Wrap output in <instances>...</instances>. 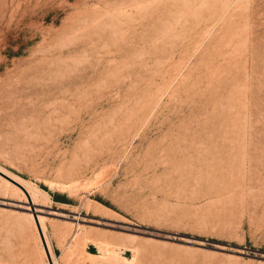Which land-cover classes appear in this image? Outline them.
I'll use <instances>...</instances> for the list:
<instances>
[{
	"label": "rangeland",
	"instance_id": "1",
	"mask_svg": "<svg viewBox=\"0 0 264 264\" xmlns=\"http://www.w3.org/2000/svg\"><path fill=\"white\" fill-rule=\"evenodd\" d=\"M0 170V264H264V0H0Z\"/></svg>",
	"mask_w": 264,
	"mask_h": 264
},
{
	"label": "water",
	"instance_id": "2",
	"mask_svg": "<svg viewBox=\"0 0 264 264\" xmlns=\"http://www.w3.org/2000/svg\"><path fill=\"white\" fill-rule=\"evenodd\" d=\"M0 173L7 177L8 179H10L12 182H14L15 184H17L19 187H21V189L25 192V194L27 195L29 201L31 200V196H30V193L29 191L27 190V188L22 185L19 181H17L16 179H14L13 177H11L10 175H8L7 173L3 172L0 170ZM31 208H32V212H33V216H34V219H35V222H36V225H37V229H38V232H39V235H40V238H41V241L43 243V247L45 249V252H46V255H47V258H48V261L50 263H53V259H52V256L50 254V251H49V248H48V245H47V242H46V239H45V236H44V233H43V230H42V227H41V224L39 222V219H38V213L35 209V206L34 205H31Z\"/></svg>",
	"mask_w": 264,
	"mask_h": 264
},
{
	"label": "bare ground",
	"instance_id": "3",
	"mask_svg": "<svg viewBox=\"0 0 264 264\" xmlns=\"http://www.w3.org/2000/svg\"><path fill=\"white\" fill-rule=\"evenodd\" d=\"M1 171H2V170H1ZM0 175L3 176L1 173H0ZM3 177H5V176H3ZM3 177H2V178H3ZM5 178H6V179H5ZM5 178H3V179H4L8 184H12V183H11L12 181H11L10 179H8L7 177H5ZM7 179H8V180H7ZM9 180H10L11 182H10ZM13 183H14V182H13ZM14 184H15V183H14ZM16 185H17V184H16ZM17 186H18V185H17ZM15 187H16V186H15ZM17 188H19V187H17ZM20 188H21V187H20ZM20 188H19V189H20ZM20 190H21V189H20ZM38 219H39V222H40V224H41V220H42V219H40V218H38ZM41 227H42V224H41ZM42 230H43V227H42ZM77 232H78V231H77ZM43 233H44V236H45V232H44V231H43ZM73 235H74V233H73ZM46 242H47V241H46ZM47 245H48V242H47ZM48 248H49V246H48ZM50 249H51V248H50ZM50 249H49V251H50ZM44 250H45V249H44ZM45 253H46V252H45ZM52 255H53V254H52ZM49 264H56V261L53 259V263H50V262H49Z\"/></svg>",
	"mask_w": 264,
	"mask_h": 264
}]
</instances>
